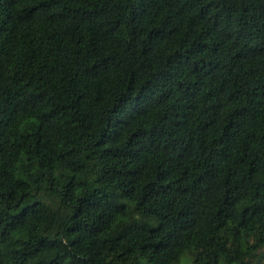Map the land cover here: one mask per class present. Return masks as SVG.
I'll list each match as a JSON object with an SVG mask.
<instances>
[{"label":"trees","instance_id":"obj_1","mask_svg":"<svg viewBox=\"0 0 264 264\" xmlns=\"http://www.w3.org/2000/svg\"><path fill=\"white\" fill-rule=\"evenodd\" d=\"M264 264V0H0V264Z\"/></svg>","mask_w":264,"mask_h":264},{"label":"rangeland","instance_id":"obj_2","mask_svg":"<svg viewBox=\"0 0 264 264\" xmlns=\"http://www.w3.org/2000/svg\"><path fill=\"white\" fill-rule=\"evenodd\" d=\"M181 264H190V262L187 257H184Z\"/></svg>","mask_w":264,"mask_h":264}]
</instances>
